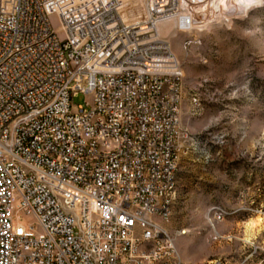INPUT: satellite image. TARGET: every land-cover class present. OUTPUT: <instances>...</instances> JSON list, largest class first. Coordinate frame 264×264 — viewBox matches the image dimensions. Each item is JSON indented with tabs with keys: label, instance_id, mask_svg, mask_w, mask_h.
I'll return each instance as SVG.
<instances>
[{
	"label": "built area",
	"instance_id": "1",
	"mask_svg": "<svg viewBox=\"0 0 264 264\" xmlns=\"http://www.w3.org/2000/svg\"><path fill=\"white\" fill-rule=\"evenodd\" d=\"M212 2L146 0L126 19L122 0H0V264H176L185 230L160 222L187 134L158 27L201 31Z\"/></svg>",
	"mask_w": 264,
	"mask_h": 264
},
{
	"label": "rangeland",
	"instance_id": "2",
	"mask_svg": "<svg viewBox=\"0 0 264 264\" xmlns=\"http://www.w3.org/2000/svg\"><path fill=\"white\" fill-rule=\"evenodd\" d=\"M136 1L132 11L145 16L146 0ZM233 10L201 31L159 26L182 71L179 117L187 134L172 211L160 222L171 233L185 230L174 240L176 264H264V0ZM84 100L78 93L71 103ZM213 206L226 212L217 221L208 213ZM256 216L262 222L246 243L243 222Z\"/></svg>",
	"mask_w": 264,
	"mask_h": 264
},
{
	"label": "bare ground",
	"instance_id": "3",
	"mask_svg": "<svg viewBox=\"0 0 264 264\" xmlns=\"http://www.w3.org/2000/svg\"><path fill=\"white\" fill-rule=\"evenodd\" d=\"M124 3V11L123 16L126 19H140L137 17V13L140 11H132V9L137 8V4L139 3L136 0H122ZM245 5V0H213L211 10L214 12V22L217 23L221 20L225 19L227 16L234 14V10L236 8L243 7ZM136 15V16H131ZM187 18V14H184V19ZM168 23V22H167ZM173 25V28L176 26L177 29H180L181 31H188L191 32L193 30L198 31L195 27L196 24L189 22L187 26L178 25L176 22H170ZM209 24H212L210 22ZM159 32V27H158ZM262 222V218L260 216L252 217L247 219L243 222V232L244 237L243 241L246 243H251V240L254 238V234L256 232V228L260 225Z\"/></svg>",
	"mask_w": 264,
	"mask_h": 264
},
{
	"label": "crops",
	"instance_id": "4",
	"mask_svg": "<svg viewBox=\"0 0 264 264\" xmlns=\"http://www.w3.org/2000/svg\"><path fill=\"white\" fill-rule=\"evenodd\" d=\"M141 11H142V9L136 14V15H138V16H137L138 18H144V17H145V16L142 17V16L140 15ZM131 16H135V15H131ZM175 27H176V26H175Z\"/></svg>",
	"mask_w": 264,
	"mask_h": 264
}]
</instances>
